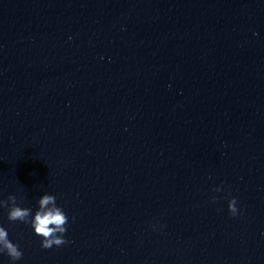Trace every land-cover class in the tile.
Wrapping results in <instances>:
<instances>
[{
    "label": "clouds",
    "instance_id": "clouds-1",
    "mask_svg": "<svg viewBox=\"0 0 264 264\" xmlns=\"http://www.w3.org/2000/svg\"><path fill=\"white\" fill-rule=\"evenodd\" d=\"M9 202L11 203L10 207ZM236 203L237 201L234 197L228 201V210L233 216L237 214ZM0 207L7 208L9 221H21L29 224L34 233L42 238V248L50 249L53 246L59 247L68 243L64 239V233L67 231L68 216L61 207L57 206L55 196L50 194L42 195L38 199V209L34 215L30 208L18 206L14 195H9L7 200H0ZM0 253H5L12 261L20 260L23 255L18 245L8 238V232L2 226H0Z\"/></svg>",
    "mask_w": 264,
    "mask_h": 264
}]
</instances>
